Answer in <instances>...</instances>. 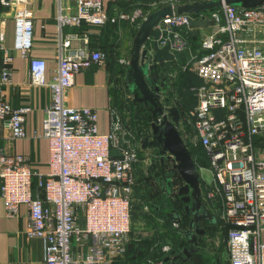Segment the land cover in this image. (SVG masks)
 Segmentation results:
<instances>
[{
    "label": "built area",
    "instance_id": "1",
    "mask_svg": "<svg viewBox=\"0 0 264 264\" xmlns=\"http://www.w3.org/2000/svg\"><path fill=\"white\" fill-rule=\"evenodd\" d=\"M131 0H55L57 69L46 79V62L29 59V86L50 90L40 135L48 143V172L35 173L28 157L0 148V198L9 217L20 206L28 210L25 234L43 245L44 264H114L123 258L130 242L131 197L136 173L150 157L141 148L139 133L126 124L122 113L110 110V131L100 134L98 116L91 108L66 105L65 95L77 73L93 65L104 66L108 56L100 48L90 49L86 34L64 33L81 25L103 27L128 22L139 28L158 8L208 0H152L130 14L109 15L108 4ZM222 2L224 0H221ZM34 0H0L13 10V49L25 57L32 47ZM207 16L212 26L198 28V37L188 41L174 29L186 28L192 20ZM158 46L169 52L188 50L187 59L170 71V89L177 73L191 72L200 81L191 87L195 105L182 111L176 96L163 100L165 108L179 111L178 132L187 150H201L208 166L210 183L203 185L202 203L226 231L227 264H264V4L257 8L223 6L198 17L187 14L166 16L156 26ZM188 34V33H186ZM152 53V41L142 46ZM1 84L10 83L6 67L11 56L0 34ZM125 57L117 59L121 73L116 80L126 87ZM127 90V87L125 88ZM125 100H132L125 91ZM176 95V91H175ZM28 107L14 109L0 101V126L11 140L26 138ZM161 118H156L160 123ZM136 134H139L137 137ZM143 155L141 157V155ZM36 184L33 188V178ZM178 228V221L172 222ZM167 253L169 246H163ZM148 264L162 262L148 261Z\"/></svg>",
    "mask_w": 264,
    "mask_h": 264
},
{
    "label": "crops",
    "instance_id": "2",
    "mask_svg": "<svg viewBox=\"0 0 264 264\" xmlns=\"http://www.w3.org/2000/svg\"><path fill=\"white\" fill-rule=\"evenodd\" d=\"M126 3H109L108 12L112 8V15L121 12ZM146 9V8H145ZM33 13V40L32 47L25 57H22L13 49L14 23L13 10L0 6V34L3 39V47L11 56V61L6 64L10 72V83L0 82V101L7 102L12 108L28 107L26 115V138L11 140L8 129L0 126V148L11 154H20L28 157L31 169L35 173L46 174L48 172V143L45 139H34L33 134L40 135L44 110L50 104V90L46 87L29 86V59L39 58L46 62V79L51 81L56 75L57 69V27L55 22V0H34ZM131 13V12H130ZM128 13V14H130ZM136 25L121 22L118 25L107 24L103 27L81 25L80 28H65L64 33L86 34L89 37L90 49L101 48L113 51L115 59L114 68L120 70L117 59L125 57L129 59L132 40L137 31ZM2 52H0V65ZM112 62L107 61L104 66L93 65L89 69L77 73L73 86L65 95L66 105L74 108H91L98 116L97 126L100 134H108L110 131V110L117 109L114 106L115 91L121 92V85L114 76ZM117 74V73H116ZM177 73L176 81L180 77ZM196 77V76H195ZM197 78V77H196ZM198 79V78H197ZM176 83V82H175ZM171 91L170 99H173L176 91ZM122 93V92H121ZM126 124L133 126L130 116H125ZM134 127V126H133ZM145 155H149L145 151ZM143 155H141L142 157ZM149 167L142 164L136 173V183L133 188L132 202L141 203L140 198L147 192H152L161 187L154 179H148ZM33 188L36 177L33 178ZM159 186V187H158ZM153 188V189H152ZM149 189V190H148ZM163 192V190H162ZM164 195H166L164 193ZM139 196L138 198H136ZM145 207L143 211L135 213L134 230L130 235V242L141 241L152 233V229L146 228L144 217L149 216ZM28 222V210L22 205L15 217L6 214L4 203L0 198V264H44L43 245L38 239H29L25 234ZM129 242V243H130Z\"/></svg>",
    "mask_w": 264,
    "mask_h": 264
},
{
    "label": "water",
    "instance_id": "3",
    "mask_svg": "<svg viewBox=\"0 0 264 264\" xmlns=\"http://www.w3.org/2000/svg\"><path fill=\"white\" fill-rule=\"evenodd\" d=\"M223 4L238 8H257L264 4V0H224L223 2L208 0L156 9L146 17L135 33L125 73L127 91L133 103L142 105L152 121L150 134L143 137L140 143L143 150L147 147L158 149L159 167L151 159L153 177L155 178L158 168L164 170V161L170 159L174 163L171 171L178 174V179L182 183V186L177 188L176 195L184 204V212L190 217V220L184 233L185 247L175 255L176 257H173L180 259L184 256L183 263L186 264H190L192 255L200 250L198 237L203 235L204 231L200 228L199 221L210 220L212 224H215L216 219L202 204L200 175L178 132L179 111L176 107L165 108L163 106V100L169 94V85L167 84L169 72L175 62L181 66L184 64L188 50L171 54L168 45L160 48L157 43L160 31L156 26L166 16L187 14L198 17L202 13L220 9ZM212 25L213 22L205 16L204 19L190 22L189 27L193 29L190 32H186L185 27L174 29V31H179L190 44L191 39L198 37V28ZM149 41H152L151 54L146 48L142 49V46ZM157 117L161 118L158 124L156 123ZM149 137L151 138L150 142H148ZM165 187L166 205L169 206L171 205L169 198L172 196L173 189L171 180L165 179ZM175 218H177L176 215L170 221L173 222ZM173 257H167L164 264H170Z\"/></svg>",
    "mask_w": 264,
    "mask_h": 264
},
{
    "label": "trees",
    "instance_id": "4",
    "mask_svg": "<svg viewBox=\"0 0 264 264\" xmlns=\"http://www.w3.org/2000/svg\"><path fill=\"white\" fill-rule=\"evenodd\" d=\"M136 0L131 1H122L119 3H126V6H123L124 9H121L122 12L130 13L132 12L136 7H144L145 5H138L136 3ZM112 8L109 10V15H112ZM101 49V48H100ZM103 50V49H101ZM108 59L107 61L112 62L113 65V72H116L114 76H117L121 73V70L116 71L114 68L115 65V59L113 58L114 52L106 51ZM180 77L176 83L174 82L176 86V103L179 106V109L182 111H188L195 105V100L193 97V94L190 90L191 87H194L196 85V81L194 79L193 84H188L189 86H186L187 79L189 76H191V72L185 71L180 72ZM196 78V77H195ZM188 92V95H186ZM186 93V94H185ZM115 99H114V106L122 113L123 111L130 112L133 126L130 124V129L132 131H135L136 133H139L140 131L144 129H148V126L150 124L151 118L148 114L143 110H139L132 100L126 101L121 92L115 91ZM192 94V99H190V95ZM190 96V97H189ZM143 112V114H142ZM123 118H125V115H122ZM188 152L190 156L194 159L195 156H199L200 160L196 161V164L199 167L206 168L208 166L206 159L204 158L202 151L199 149L197 151H192L188 149ZM141 155V154H140ZM150 175L148 179H154L152 175V168L149 167ZM156 180H154L153 184L156 183ZM181 182L174 181L173 183V189H172V196L169 198V201L171 202V205L167 206L166 204V195L163 196V194H156L154 190L152 192H147L145 196H142L139 200L141 203H135L134 201H131V232L130 235H132V232L134 230V218L136 217L135 213L137 211H143V209L146 207L147 211L149 213V216L144 217L146 222V228L152 229V233L146 235L145 237H140L141 241H132L129 243L126 253L123 258L117 259L114 264H148V261H154V262H162L164 264V260L167 257H172L174 255H177L180 253L186 243L185 239V231L188 228L189 223V217L184 212V204L180 201V198L176 195V191L178 186ZM153 189V188H152ZM162 189V188H161ZM163 190V189H162ZM201 192H203V185L201 183ZM132 199V197H131ZM174 215L177 216L174 221H178L179 226L178 228H173L172 222L170 219L174 217ZM209 229L213 228L214 232H221L224 236V239L226 237V231L224 229L219 230L217 226L210 223ZM207 232V231H206ZM207 234V233H206ZM222 236V237H223ZM163 246H169L170 250L167 253L162 252ZM200 246H202L200 244ZM202 252H205L203 250ZM211 264H215V262H211Z\"/></svg>",
    "mask_w": 264,
    "mask_h": 264
},
{
    "label": "rangeland",
    "instance_id": "5",
    "mask_svg": "<svg viewBox=\"0 0 264 264\" xmlns=\"http://www.w3.org/2000/svg\"><path fill=\"white\" fill-rule=\"evenodd\" d=\"M136 1L138 5H145L144 7L148 6L152 2V0H136ZM129 45H131V42ZM194 79L196 81L195 86L199 85L200 81L197 78H195L194 74H191V76H189V78L187 79L186 86L193 84ZM125 88H126L125 85L121 83L120 89H121L123 98L125 97V94H126L125 91H127ZM186 95H188V92ZM190 96H189L190 99H192V94ZM129 116L131 117V115ZM136 135L137 137L139 136V134H136ZM199 175H200L201 181L205 183H210L212 180L211 173L206 169L200 170ZM156 194H161V195L163 194L164 196V192H162V190L161 192H159L158 188L156 189ZM222 236L223 234L221 232L219 231L214 232L213 229L207 228V234H205V236L201 238V245H202V248L205 250V252H201L200 254H198L193 263L194 264H211V262H215V264H227L226 243H225L224 236L223 237ZM261 242L262 244H264V231L261 233Z\"/></svg>",
    "mask_w": 264,
    "mask_h": 264
},
{
    "label": "flooded vegetation",
    "instance_id": "6",
    "mask_svg": "<svg viewBox=\"0 0 264 264\" xmlns=\"http://www.w3.org/2000/svg\"><path fill=\"white\" fill-rule=\"evenodd\" d=\"M176 67H175V69L174 70H172V72L173 71H176L177 69H178V65H175ZM172 69H173V67H172ZM169 75H170V72H169ZM167 84L169 85V94H170V92H171V89H170V77L168 76V78H167ZM150 88L152 89V86H150ZM168 94V95H169ZM135 106L139 109V110H141V111H143L144 110V107L142 106V105H137V104H135ZM145 111V110H144ZM151 141V138L149 137V139H148V142H150ZM144 151H148L149 152V157H150V166H151V159H153V161L155 162V164H156V166L157 167H159V156H158V149H156V148H151V147H147ZM173 162L170 160V159H168V160H166V161H164V170L163 169H160V168H158L157 169V174L155 175V180H156V182H157V184H159L160 185V187L163 189V192L165 193L166 192V187H165V179H169V180H171V182L172 183H174V181H176V182H181L179 179H178V174H176L175 173V171H171L172 170V166H173ZM163 170V171H162ZM182 186V183H180V185L178 186V188L179 187H181ZM203 204V203H202ZM204 206V205H203ZM207 209V208H206ZM208 210V209H207ZM209 211V210H208ZM210 212V211H209ZM211 213V212H210ZM212 214V213H211ZM213 215V214H212ZM214 216V215H213ZM215 217V216H214ZM216 219V218H215ZM189 220H190V217H189ZM211 223V221L210 220H200L199 221V226H200V228L201 229H203V231H204V233H203V235H201V236H199L198 237V248L200 249L198 252H196V253H194L193 255H192V259H191V263L190 264H194L193 262H194V260H195V258H196V256L198 255V254H200L204 249L202 248V246H200V244H201V238L202 237H204L205 236V234L207 233L206 231H207V228L209 229V224ZM215 226H217V219H216V221H215V224H214ZM211 229H213V228H211ZM187 247H189V246H187ZM175 256V255H174ZM173 257V256H172ZM176 257V256H175ZM174 258V257H173ZM185 259V257L184 256H182L180 259H178V258H174V259H171V261H170V264H186V263H183V260Z\"/></svg>",
    "mask_w": 264,
    "mask_h": 264
}]
</instances>
